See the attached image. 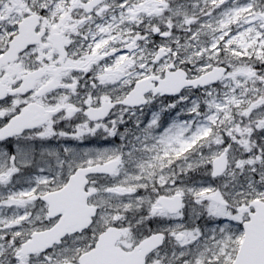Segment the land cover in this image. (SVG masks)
<instances>
[{"label":"snow or ice","instance_id":"6c2138e0","mask_svg":"<svg viewBox=\"0 0 264 264\" xmlns=\"http://www.w3.org/2000/svg\"><path fill=\"white\" fill-rule=\"evenodd\" d=\"M0 264H264V0H0Z\"/></svg>","mask_w":264,"mask_h":264}]
</instances>
